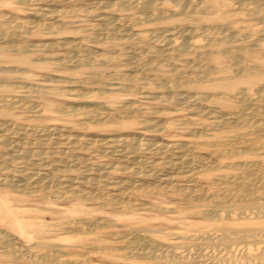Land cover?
Masks as SVG:
<instances>
[{"label": "bare ground", "instance_id": "obj_1", "mask_svg": "<svg viewBox=\"0 0 264 264\" xmlns=\"http://www.w3.org/2000/svg\"><path fill=\"white\" fill-rule=\"evenodd\" d=\"M52 1L56 2V0H17V2L19 4L22 3V4L28 5L29 3L33 2V4L35 3L39 6H37L35 4H34L35 5L34 6L33 4H31L33 6H28L22 12L12 11L13 15H11V18H13V20H9L6 17H4L3 19H0V34H4V33H8V32H15V33H28V34L31 33V35L34 33L35 35L39 36V34H41L45 29L55 28V26L58 23L62 24V21H63L66 24L68 23V25H71L75 31H78V34L81 37L87 39L88 41H93V43H95V42L98 43V41L102 42V39H104V38L111 40V38H113L115 36H119L118 37L119 39H120V37L122 39L125 38V41H126V39H128V40L136 39V41L138 39V42H142L143 44H147L149 39H150L148 37V35L147 36L145 34L133 35V34H131L132 31L129 33L126 32L127 28H126V31L124 29H120L121 27L118 25V23H117L118 21L116 20V19H118L117 16L114 18L111 15H109L108 13H111L110 11L111 10L113 11L114 9L119 10V11H130L129 15L126 17H130V16L135 17V14L137 12H132L133 10H139V11H142L144 13L145 12L146 13H150V12L153 13V10L157 9V6H158L157 0H113L114 2H112V0H93L91 2H88V0H78L80 2L79 4H72V2L74 0H62L65 2L66 7H63V9H57L59 7L55 8L53 6L55 8V9H53V8H50L51 6L49 5L50 3H52ZM174 1L176 2V0H174ZM177 1L181 2V0H177ZM249 1H250L251 6L253 5V7L251 9L247 8V9H249L248 12L251 11V13L253 12L254 14H257L260 17L264 18V0H249ZM165 2H167V1H164V3ZM175 2H173L174 4H172V3H170V4L175 5V7L180 6L182 9V12L183 11L185 12V11L191 9L196 5L199 6V8L197 7V9L193 8L194 10L199 11V15L191 16L189 18V20L191 21L192 24H199V23H202L203 21H211V19H213L211 17H214V19H216V20H221V21L227 23V22H229L230 17H233V16H230V12L235 11L237 8H240L241 6H243V3H242V5L239 4L240 6L239 5L237 6V5L232 4L228 0H186L185 2L183 1L181 4L178 3V5ZM240 2H242V1H240ZM164 3H163V5H164ZM165 4H167V3H165ZM245 4H247V3H245ZM245 4H244V6H246ZM162 7L160 8V10L162 9ZM246 7H248V6H246ZM163 9H165V8H163ZM243 9H244V7H243ZM160 10H158V11H160ZM176 10H178V9H176ZM169 11H171V10H169ZM190 11L192 13V10H190ZM81 12H83V13L87 12L91 15L90 17L96 18L98 20L97 26H92L91 28H89L92 31H90L88 29L89 25L86 23V21L84 19H82V20H79V19L74 20L73 19L76 15L80 14ZM172 12H170V13L173 14ZM215 12L217 13L216 16L214 15ZM160 13H162V12H160ZM162 14H164V13H162ZM190 15H192V14H190ZM1 16H2V14L0 13V17ZM72 16H73V18L71 19ZM155 16H157V15H155ZM241 16H243V14ZM43 17L45 18L46 21L43 23L38 22V20L39 19L42 20ZM120 17H122V16H120ZM131 18H129V19H131ZM233 18H235V17H233ZM124 19H125V17H124ZM122 20H123V18H122ZM142 20L143 19L141 17V21ZM144 20H145V18H144ZM128 21H130V20H128ZM138 22H140V21H138ZM167 24H169V23H167ZM239 26H238V28H239ZM246 26L248 27L247 24H246ZM254 27L256 28V26H253V28ZM218 28H220V27H218ZM225 28H226V26H225ZM250 28H251V26H250ZM158 29H159V27H158ZM210 29L212 30V28H210ZM220 29H222V28H220ZM61 30H63V29H61ZM88 30L90 31V33L86 34V31H88ZM167 30H169V29H167ZM171 30L174 31V29H172V28H171ZM171 30L167 33H170ZM190 31H192V30L190 29ZM199 31H201V30H199ZM206 31L208 33V30H206ZM219 31L220 30H218V32ZM225 31H226V29H225ZM259 31L261 32V30H259ZM158 32H160V31L158 30ZM158 32H156L157 33L156 37L161 36L160 33H159L160 35L158 36ZM165 32H166V30H165ZM175 32L177 33L176 30H175ZM175 32H171V33H175ZM195 32H198V30ZM161 33L163 35L164 31H161ZM186 33H187V31H186ZM193 33H194V31L192 32V34ZM259 33H257V34H259ZM148 34H149V32H148ZM184 35H185V32H184L183 36ZM187 35H188V33H187ZM254 35H256V33L253 34V36ZM260 35L264 36V31L261 32ZM181 36H182V34H181ZM189 36H191V35H188V37ZM223 36H225V39H227V40L229 39V41L232 40V37H233V39H235V37H234L235 35L229 36V34H225ZM150 37H151V35H150ZM161 37H163V36H161ZM161 37H159V38H161ZM250 37H251V35L247 36V37L244 36V34L240 35L238 38L236 37V39L239 41H243L242 45H239V46L233 47V48L229 47L225 50V52H223L224 54H222V55L218 54L216 56H213V54L216 52H213V54H212V56H213L212 61L215 62V64L218 66V69L220 71L219 72L220 75L222 74L221 75L222 77H220V79H221L220 82H218L217 84H214L213 86L224 89V93H223L222 97L215 99V100H217L216 102L221 104L223 107L232 108L234 106V101H236L234 99L231 100V98H233V97L237 98L238 103L242 104L245 101L246 97H248L247 95H249L252 91H253L252 93H254V91H255L253 89H250V87L255 86L256 84H259L260 82L264 81V57L260 56V54H255V55H259V56L254 57V61H255L254 66H257L260 70V72L258 74L256 73L257 76L252 78V79H246V78L241 77V75H243L245 72H248V70L251 68L250 65H248L247 62L245 61V60H247V59H245V56H246V54L249 53L248 51L252 50L251 47H253V46H250L249 44H245V42H244L245 39L248 40L247 38L250 39ZM260 38H261V36L259 37V39ZM190 39L185 37V39L183 41L181 40L179 42V40L176 39L175 37H173V35H168V36L162 38L163 44H161L159 46H155L154 50L151 49L152 51L151 50L150 51L153 52L152 53L153 55L155 54V55H158L160 57L161 56L162 57L167 56L168 50L176 52V51H184V50L194 49V51H196L199 58L201 55L203 56L204 54L207 53V52H204L202 50L203 47L201 45H199L200 44L199 39H198L199 41L197 40L198 42L194 41V39H193V41H190ZM214 39L215 38H209L208 37V42L212 41ZM217 39H216V41H217ZM153 40L154 39H152L151 41H153ZM253 40L255 41V39L252 38L251 41H253ZM67 41H63L61 39H54L52 41L51 40L46 41V42L42 41L41 43H39L40 42L39 40H35L33 42H32V40H30L27 45L28 46H34V47L36 46V48L33 51H42L43 54L41 57H36L34 59H31L28 55L21 54L16 59V61L19 64H23L25 66H21V65H19V66L18 65L7 66V65H5V63L7 62V59H9V57H10L7 54V51H10L11 48H0V63H1L0 64V72L1 73H7V74L17 73L20 76L22 74H25V77L27 78V80L29 79V82L20 81L21 78L19 81L18 80L14 81V78H16L14 76H11V77L10 76H1L0 77V79H1L0 83H2L1 86L9 87V88L13 87V88H17V89L19 87L20 88L22 87L24 91L30 93L31 95H34L35 98L44 97V96H48V95H58L62 89L61 86L46 85V84H41L39 82H35V80H37L38 78L34 79V77H30L27 74V72H29L31 69L38 68L39 65H44L47 67H49L50 65H54L56 68L59 65H62V61H66V62L70 61V62H73L76 64H88V63H98V62L99 63L102 62L103 64H105L104 62H107V61H109L108 63H110L111 60H113V57L108 56V54L111 52H114L115 54H116V52H118L120 54L119 57H121L124 61H126V62L130 61L131 62V59L133 58V56L135 54V51L133 49H130V50L125 49L123 51V50L116 49L115 47H102L99 50L98 49L95 50V47H93L91 44H88V43L82 44V42H81V43L77 44V43H75V41L73 42V40H71V42H67ZM229 41H227V42H229ZM208 42H207V44H208ZM220 43H221V41H220ZM201 44H202V42H201ZM207 44H204V45H207ZM27 45L26 46L20 45L21 47H19L17 45L18 47L15 50L16 51H22L24 53L25 51H23V50L28 48ZM56 47H62V48H65L66 50L61 55L46 53L48 51L49 52L52 51ZM144 47H146V46H144ZM262 47H264V46H262ZM73 48H77L79 51L76 53V55L72 56V54L70 55V53H69L70 51H68V49L71 50ZM145 50H147V49H145ZM219 50H220V48H219ZM96 52H100V55H99V56H101L100 58H97L98 56H96ZM168 53H169V51H168ZM74 54H75V52H74ZM206 55H204V56L206 57ZM208 55L210 56V53ZM223 55H225V58H223L224 57ZM163 58H166V57H163ZM207 58H209V57L207 56ZM225 60L230 61L232 63L231 66L236 71H234V70L231 71L229 69V67L225 66L224 65ZM152 62H154V61H152ZM180 62H182V61H180ZM189 62H191V61H189ZM185 65H184V67H185ZM201 65H202V63H201ZM169 66L171 67V64ZM172 66L173 67H171L170 69L163 67L160 70L165 75L175 76L174 78L172 77L173 79L169 78L170 81H172V83H173L175 81L176 77H179V74L181 72L179 73L180 67H178V66L175 67L174 65H172ZM189 66H191V65H189ZM143 67H145V65ZM198 67H200V66H198ZM198 67H197V69H198ZM205 67H206V65H205ZM140 68H141V66H140ZM199 69H201V67ZM151 70L153 71V69H151ZM133 71L134 70L129 68L128 70H126L124 72H116V76H118L120 79H124V81L125 80L136 81L137 79H140L139 76L132 74ZM136 71H138V70H136ZM197 71H199V70H197ZM210 72H212V71H210ZM216 72H218V71H215V74H216ZM196 73H198V72H196ZM196 73H194V77H192V79L195 78V76L197 77L198 74L196 75ZM204 73H202V75H204ZM189 75L191 76V74H189ZM209 75H211V74L209 73ZM156 77H157V75H156ZM205 77L210 78V77L204 75V78ZM145 78H146V76H145ZM142 79H144V78H142ZM149 79H151V78H149ZM205 80H206V78L204 79V82H205ZM59 82L61 83V81H59ZM163 82H166V81H163ZM185 82L187 83V81H185ZM64 83H66V82H64ZM152 83H154V82H152ZM97 85H98V83H97ZM164 85L167 86L168 84L164 83ZM168 86H167V88H168ZM155 88H156V86H155ZM169 88H170V86H169ZM176 88H178V87H176ZM129 89H131V88H129ZM68 91H70V90H68ZM75 93H77V92H75ZM255 93H257V94L260 93L261 96L263 95V97H264V87L256 89ZM88 94H91V91ZM184 94H186V92ZM153 95H155V94H153ZM86 96H88V95H86ZM161 96L162 95H159L157 97H159V99H160V98H162ZM188 96L182 95V94H174L171 96V98L167 97L168 99H166V100L167 101L170 100V102L171 101L180 102V104H183L181 101H187L186 99ZM231 96H233V97H231ZM258 96H260V95H258ZM145 97H146V95H145ZM157 97H155V98H157ZM196 97H199V96H196ZM206 97H208V95ZM165 98H166V96H165ZM188 98H190V97H188ZM209 98L210 97H208V99ZM261 98H260V100H261ZM195 99L196 98L194 97V100ZM208 99L206 101L209 102L210 99L209 100ZM256 99H253V100L256 101ZM14 100H15V98H14ZM29 100L31 101L30 98H29ZM211 100L213 101L214 99H211ZM21 101H23V100H21ZM257 101H259V99ZM44 102H45V104H47L50 101H48L46 99V101H44ZM120 102H121V104H119V105L123 106V107L126 105H131L130 101L124 100V101H120ZM203 102H205V101H203ZM250 102L252 103V99ZM259 102H261V101H259ZM159 103H161V102H159ZM251 103L248 104V107L251 105ZM49 104H51L50 106L53 109H61V106H62V105L56 106L53 103H49ZM189 104H190V101H189ZM199 104H201V103H199ZM25 105H26V103H25ZM183 105L185 106L186 104H183ZM193 105H194V103H193ZM20 106H23V105H20ZM33 107H36V106H29L28 105L27 108L29 110H31ZM127 107H129V106H127ZM70 108H71V106H70ZM18 109L19 108L14 106V104H11L9 102H3L2 104H0V117L4 118V119H0V166L2 164H8L7 166L12 168V169H9L8 171L12 170L15 173L14 176L8 175V174L4 175V176H0V187L1 186L3 187V185H5L8 187L14 188V190L18 189L20 191H24V193L25 192H34L36 194L37 191H40V192H42V195L44 193V194H48L49 197H51L50 194L51 195L56 194V193H57V195L59 194V192L56 191L55 187L58 186L59 184L60 185L62 184V186L65 185L68 188V192L69 193L71 192L74 196L83 197V198H95V197H98V198L100 197V199L102 198L104 201V204L105 205L107 204L108 206H110L115 211L119 210L121 208H125L127 210H130V209L133 210V208L135 209V206L137 205V203L135 202L136 200L132 201V199L128 198L130 196H127V197L122 196L123 193L126 194L128 192L129 195H134L135 193H137L139 191H144L147 194L148 193H150V194L155 193V194L167 195L171 199H179V201H181V202L178 205H160L157 208L160 211H162L163 213H168V214H172V215H179L181 217L185 216L187 218L193 219V221L191 220V222H189L187 225H185L183 227H173V229H168V230H163L160 228H149V227H142L139 229L136 228L137 229L136 232L138 233V235L141 236V237H139V246L140 247L137 250H135L132 254H128V253L125 254L124 252L119 253L121 250L124 251V249H126L123 247H119V249L116 248L118 250V252H116V253L117 254L119 253L118 254L119 256H126V255L131 256V255L135 254L137 257L142 258L144 260L141 263H134L132 261H124L120 264H264V187H261L262 184L261 183H260L261 185L259 184L260 180H258V178L254 176V174H253L254 168L249 167V166L246 167L247 165H245V163H244L245 167L247 169L253 171V172H251V173L244 172L239 176H235V175L228 176V175L223 174V173L215 172V170H217L221 167H220V165L219 166L216 165L217 167L214 166L212 158L214 156L223 155L227 152L226 150L223 149V146L226 144L223 134L216 135L215 141L213 143H211V144L215 145L216 148L211 149L210 151L205 150L207 152H204V154H203L202 152H197L193 149V148L197 147V145H195V144L191 146L190 144H187V142L181 141V140H163V139L161 140V138L157 139L158 137L156 139L146 138V137H142L143 132H142V134L139 133L138 135L117 133L116 135H110L107 137L106 136L103 137L104 135H101L98 133H90V134L86 133V134L73 135V134L67 133L68 130L65 129L67 127H65L64 123H61V122L53 123V124L48 125L47 128H45V129H40V127L38 126L40 124H38V125H33V124L32 125L31 124L25 125L22 121H20L22 117L18 113V112H20ZM36 109H37V107H36ZM115 109H116V107H115ZM203 109L204 108L200 109V111L203 112ZM82 110H84V109H82ZM90 110H92V109H90ZM145 110L146 109H144V111ZM247 110H246V112H247ZM67 111H69V110H67ZM72 111H73V109H72ZM138 111H136V112H138ZM206 111L207 110H204V113ZM242 111H245V110H242ZM256 111H258V110H256ZM256 111L252 112V110H250V113L248 112L246 114H241L243 112H241V113L239 112L240 113L239 114V113H235L232 111L231 115H233V114L234 115L231 116V118L236 119L235 122H237V120L244 121L246 118V115L247 116L248 115L249 116H251V115L257 116ZM96 112H98V111H96ZM140 112L141 111H139V113ZM194 112H195V110H194ZM202 112H201V114H202ZM209 112H211V111H209ZM139 113H137V114L140 115ZM157 113H159V112H157ZM196 113L198 116V112H196ZM76 114H78V113H76ZM97 114H99V113H97ZM161 114H162V112H161ZM212 114H215V113H212ZM89 115H90L89 119L91 121H93L92 123H94L95 125L101 126L103 124V123L101 124V122H100L101 120L100 121H99V119L97 120V115H93L92 113H89ZM152 115H153V113H152ZM211 115H209V116L211 117ZM127 116H130V115L127 113ZM7 117L9 118V120H5V118H7ZM47 118L49 119L50 117H45L44 115H42V117H39L40 120H44V121ZM213 118H217V116L216 117L214 116ZM218 118H222V119H218ZM218 118L216 119V121H213L211 124H213V123L214 124L224 123L223 125H225V123H229L232 121V120L229 121L230 119H228L226 117L223 118L222 115L218 116ZM107 119L108 118H106L105 120H107ZM128 119H129V117H128ZM248 119H246V121ZM113 120L115 122L114 118L111 121L113 122ZM165 120H167V119H165ZM68 121H70V120H68ZM262 121H263V124L261 123V126H263V128H264V120H262ZM119 122L121 125H126L129 128L143 129V130L149 131L151 133H152L151 130H153V131L155 130L154 132H156L159 130L164 131L167 129L166 125H162L165 122L164 123L161 122L162 124H160V123L153 121V119L149 120V119H147V117L141 118V116L139 117V119H138V117L137 118L132 117L131 120L130 119L129 120L121 119ZM166 123H167V121H166ZM116 124H118V123H116ZM237 124H235V125H237ZM244 124H246V123H244ZM83 125H85V124H83ZM105 125H107V124H105ZM199 125H201V124H199ZM257 125H258V123H257ZM103 126H104V124H103ZM217 126H219V125H217ZM229 126L231 127V125H229ZM242 126L244 127L245 125H242ZM75 127L80 128L81 124L79 122H77V123H75ZM249 128H250V126H249ZM207 130H208V128H207ZM190 131H191V129H190ZM262 131L264 132V130H262ZM159 132H161V131H159ZM195 132H197V130ZM70 133H72V131ZM181 133H183V132H181ZM244 134H246V133H244ZM203 135H204V133H203ZM205 135H207V134H205ZM237 135H235V137ZM242 135H243V133H242ZM242 135H238V137L242 136ZM240 138H242V137H240ZM250 140H252V139H250ZM257 141H258V139H257ZM236 142H238V141H236ZM253 142H256L255 139L253 140ZM206 146H208V145H206ZM210 146H212V145H210ZM230 146H231V144H230ZM234 147L237 149V147L235 145H234ZM254 147H256V146H254ZM251 148H253V147H251ZM83 149H86V150L87 149L88 150L93 149V151H95V152L103 151V152H106V154L109 153L110 155H113L114 158L117 157V161L116 162L100 161V162H95L92 164H87V162H86L87 159H85L84 156L79 154V151H81ZM228 152H229V149H228ZM251 152L253 153V151H251ZM229 153H228V155H229ZM101 155H103V154H101ZM240 155H241V153H240ZM252 155H254V154H252ZM58 156L61 158H56ZM14 159H22L24 161V163L31 165L37 171L34 170L31 172H27V170H25L19 166L15 167L14 165L11 164V161ZM56 160H59L61 164L60 163L59 164L53 163ZM156 161H157V163H154ZM215 161H214V164H215ZM88 163H89V161H88ZM153 163L157 166H153L154 165ZM151 164H153L152 165L153 167L149 166ZM249 164H251V163H249ZM78 165L80 167L85 166V165L88 168L91 167L88 169L89 172L91 170V173L85 174V173H82L85 171H82L81 172L82 174H77L76 176H71L68 174L65 176L63 175V177H62L60 175V172H62V171H64V172L69 171L70 172V170L73 169L72 167H77ZM230 165H232V164H230ZM261 165L259 167H261ZM79 166L77 168H79ZM239 168H240V166H239ZM235 169H236V167H235ZM241 169H244V167H241ZM2 170H3V168H2ZM75 170H78V169H75ZM105 171L107 173H114L116 171H120L123 176L114 177L111 179V178H107L106 175L104 174L105 178H107V179H103L102 177L104 175H102V173H104ZM71 174H72V172H71ZM107 176H108V174H107ZM262 183H264V182L262 181ZM60 185H59V188H60ZM108 188H110L111 191H113V192H118L119 194L111 195L112 193L110 194L111 191H108ZM258 188H260V190H261L260 193L256 192L258 190ZM102 192H104V193H102ZM256 193H258V194H256ZM38 194H39V192H38ZM25 195L27 196V194H25ZM29 196H31L30 193H29ZM54 196L55 195H53V197ZM74 196H72V197H74ZM135 196H136V194H135ZM44 197H46V196H44ZM67 199H69V198H67ZM100 199H98V200H100ZM94 200H96V199H94ZM139 204H141V203H139ZM96 206H98V205H96ZM0 210H1V214H2L1 216L8 217L10 219V224L13 227H15L18 230L25 233L24 225H21L20 221L12 213L10 207L4 203V200L1 197H0ZM53 219H51V220H53ZM72 219H74V218H72ZM61 220H63V219H61ZM46 222H49V221L47 220ZM54 222L56 223L55 220H54ZM101 222H102V220H101ZM42 223H43V221H42ZM99 223H100L99 220H90V225L93 226V228L94 227L95 228L101 227V229H102L103 226L100 225ZM62 224H61V222H59V223L53 224V226L55 228H57L56 230H58V228L63 227ZM73 226L76 227L75 225H73ZM79 226H80V224L78 225V227ZM114 226H115V224H114ZM64 227L65 228L70 227V229L72 230V228H71L72 226H69L68 224L66 225L64 223ZM78 227H77V229H78ZM83 227H85V226H83ZM112 228H113V226H112ZM40 229H42V231H43V228H40ZM46 229H48V228H46ZM49 229H50V227H49ZM85 229L83 228V230H85ZM128 230H129V228H128ZM122 233H124V232H122ZM126 233H128V232L126 231ZM111 234H109V235H111ZM124 234H122V235H124ZM129 234H131V233H129ZM0 235H2V234H0ZM82 236L83 235H81L80 237H82ZM103 236H105V234ZM119 236H120V234H119ZM131 236H133V235H131ZM131 236L129 235V238ZM73 237H75V236H73ZM83 237H85V236H83ZM92 237H95V236H92ZM96 237H99V236H96ZM112 237H113V235H112ZM89 238H90V235H89ZM106 239L108 240V238H106ZM56 241H58V240H56ZM0 243H1L0 249H3V252L0 251V253H5L10 259H12L14 264H16L18 258L25 251V249H23V246H17L18 244L16 243L15 239L12 238L11 235L10 236H7V235L1 236L0 237ZM28 243H29V241H28ZM61 243H63V242H61ZM30 244H31V242H30ZM54 244L55 245H51V246H58V245H56V243H54ZM130 245H132V244H130ZM130 245H129V247H130ZM69 247H70V245H69ZM72 247H74V246H72ZM97 247H102V246H97ZM36 249H37V247H36ZM111 249H113V248H111ZM130 249L133 250L131 247H130ZM109 251H110L109 253H111V250H109ZM33 252H34V250H33ZM38 252H41V251L38 250ZM37 255H39V254H37ZM52 255L53 254L51 253V256ZM85 255H86V253L84 254V256ZM62 256H64V255H62ZM64 257H66V256H64ZM29 258L30 257H28V259ZM124 258H126V257H124ZM127 258H131V257H127ZM37 259H39V258H37ZM43 259H44V256H43ZM43 259H42V261H43ZM58 259H59V257H58ZM58 259H57V261H58ZM79 259H83V258H79ZM79 259H76L75 261L74 260L73 261L76 263V261H78ZM131 259H133V258H131ZM43 262H45V261H43ZM53 263H56V262H53ZM6 264H8V263H6ZM66 264H69V263H66Z\"/></svg>", "mask_w": 264, "mask_h": 264}, {"label": "rangeland", "instance_id": "obj_2", "mask_svg": "<svg viewBox=\"0 0 264 264\" xmlns=\"http://www.w3.org/2000/svg\"><path fill=\"white\" fill-rule=\"evenodd\" d=\"M91 1H93V0H88V2H91ZM157 1H158V6H157V9H155L156 11L153 10V13H151V12L150 13H146V12L144 13V12L139 11V10H133L132 12H137L135 14V17H132V16L126 17L129 15L130 11H119V10L114 9L113 11L112 10L110 11L111 13H108L109 15H111L114 18L117 16L118 19H116V20L118 21L117 22L118 25L121 27L120 29H124L126 31V28H127L126 32L129 33L132 31L131 34H133V35H141V34H145L146 36L148 35V37L150 39H149L147 44H143L142 42H138V39H137V41H136V39H133V40L126 39V41H125V38H123L124 40L121 37L119 39L118 38L119 36H115V37L111 38V40L104 38V39H102V42L98 41V43L97 42L93 43V41H88L87 39L81 37L78 34V31H75L71 25H68V23L66 24L63 21H62V24L58 23L55 26V28L45 29L41 34H39V36L35 35L34 33L31 35V33L28 34V33H15V32L4 33L5 35L0 34V48H11V50L13 51V52L11 50L7 51V54L10 56L9 59H7V62L5 63V65H7V66H16V65L25 66L23 64H19L16 61V59L21 54L28 55L31 59L42 56V54H43L42 51H33L36 48V46L34 47V46H28L27 45L30 40H32V42L35 40H39L40 41L39 43H41L42 41L43 42H46L49 40L52 41L54 39H61L63 41L68 40L67 42H71V40H73V42L75 41V43H77V44H79L81 42H82V44H85V43L91 44L93 47H95V50H97V49L99 50L102 47H115L116 49L123 50V51L125 49H129V50L133 49L135 51V54H134L133 58L131 59V62L130 61L129 62L124 61L121 57H119L120 54L118 52H116V54L114 52H111L108 54V56L113 57V60H111L110 63H108L109 61L104 62L105 64H103L102 62L101 63L98 62V63H88V64H76V63H73L70 61L69 62L62 61V65H59L56 68L54 65H50L49 67L44 66V65H39L38 68L31 69L29 72H27V74L30 77H34V79L38 78L37 80H35V82H39L41 84H46V85L61 86L62 92L60 91V93L58 95H48V96H44V97L35 98L34 95H31L30 93L24 91L22 87L21 88L19 87L18 89L13 88V87L12 88L3 87V86H1L2 83H0V104H2L3 102H9L11 104H14V106L19 108L18 110L20 112H18V113L22 117L20 121H22L25 125H30V124L31 125L32 124L38 125V124H40V125H38L40 127V129H45L50 124L61 122V123H64L65 127H67V128H65L68 130V131L66 130L67 133L73 134V135L86 134V133H89V134L90 133H98V134L104 135L103 137H105V136L107 137L110 135H116L117 133L138 135L139 133L142 134V132H143V134L145 136L142 134V137H146V138L156 139L158 137L157 139L161 138V140L162 139L163 140H181V141L187 142V144H190L191 146L195 144V145H197V147L193 148V149L197 152H202L203 154H204V152L210 151L211 149H215L216 146L211 144V143H213L215 141L216 135L223 134L224 139H225V143H226L223 146V149L226 150L227 152L225 154H223L224 156L220 155L221 157L220 156H214L212 158L213 165L214 166L220 165V167H221V168L215 170V172L223 173V174H226L228 176H230V175L231 176L232 175L239 176L244 172L251 173L254 171V173H253L254 176L257 177L258 180H260L259 184L260 183L262 184V185L260 184L261 187H264V183H262V181L264 182V146H263L264 145V134H263L264 132L262 131V130H264V128H263V126H261V123L263 124L262 120H264V108H263L264 107V97H263V95L261 96L260 93L259 94L255 93L256 89L264 87V81L260 82L259 84H256L255 86L250 87V89H253L255 91H254V93H252L253 91L251 93L249 92L250 94L247 95L248 97H246V99L247 98L248 99L247 100L245 99V101L242 104L238 103L237 98L231 96V97H233V98H231V100L232 99L236 100V101H234V106L232 108L223 107L221 104L216 102L217 100H215V99L222 97V95L224 93V89L213 86L214 84H217L218 82H220V80H221L220 77H222L221 76L222 74L220 75V73H219L220 71L218 69V66L215 64V62L212 61L213 56H216L218 54H221V55L224 54L223 52H225V50L227 48H229V47L233 48V47H237L239 45H242L243 41L237 40L236 37L238 38L240 35H243V34L246 37L251 35L250 39L247 38L248 40H246V39L244 40L245 44H249L250 46H253V47H251L252 50L248 51L249 53L246 54V56H245V59H247L245 61L247 62L248 65H250L251 68L248 70V72H245L243 75H241V77L246 78V79H252V78L256 77L257 74L260 72V70L257 66H254L255 65L254 64L255 63L254 57L259 56V55H255V54H260V56L264 57V47H262V46H264V39H263L264 36L260 35L261 32L264 31V29H263L264 28V18L260 17L257 14H254L253 12L251 13V11L248 12L249 9H251L253 7V5L251 6L249 0H240L242 2H240L239 0H234V1L228 0L232 4L237 5V6L239 4L242 5V3H243V6L240 7L241 9L237 8L235 11L230 12V16H233L235 18L230 17L229 22L225 23L221 20H216V19H214V17H211V18H213V19H211V21H203L204 23L202 22L199 24H192L191 21L189 20V18L191 16L199 15V11L194 10V9H197V7L199 8V6L196 5L193 7L194 9L191 8L185 12L184 11L182 12V9L180 6L179 7L177 6L178 7L177 8V7H175V5H172V4H174L173 2H175L174 0H171L172 2L170 0H163V1L157 0ZM164 1H167L165 3H167L168 5L165 4ZM183 1L185 2L186 0H181V2L176 0L175 3L178 5V3L181 4ZM112 2H114V1L112 0ZM244 2L247 3L248 5L245 4ZM79 3L80 2L78 0H74L72 2V4H79ZM163 3L165 6L163 5ZM170 3H172V4H170ZM31 4H33V2L29 3L27 5V4H22V3L19 4L17 2V0H0V13L2 14L0 19H3L4 17H6L9 20H13V18H11V15H13L12 11L22 12L23 10H25V8H27L28 6H33L35 3L33 5H31ZM244 4L248 7L244 6ZM35 5H37V4H35ZM49 5L51 6L50 8H53V9H55L57 7H59L57 9H63V7H66L65 2L62 0H56V2L52 1V3H50ZM37 6H39V5H37ZM161 7H162V9L160 10ZM243 7H244V9H243ZM163 8H165V9H163ZM247 8H249V9H247ZM176 9H178V10H176ZM158 10H160V11H158ZM169 10H171V11H169ZM190 10H192V13ZM160 12H162L164 14H162ZM170 12H172L173 14H171ZM154 14L157 15L158 17L155 16ZM190 14H192V15H190ZM216 14L217 13L215 12L214 15L216 16ZM242 14H243V16H241ZM90 16L91 15L87 12H84V13L81 12L80 14L76 15L74 18L72 16L71 19L72 18L74 20L84 19L86 21V23L89 25L88 26V29H89L92 26H97V24H98V20L96 18H93ZM120 16H122V17H120ZM124 17H125V19H124ZM141 17L143 19L142 21H141ZM122 18H123V20H122ZM129 18H131V19H129ZM144 18H145V20H144ZM128 20H130L131 22ZM45 21L46 20L44 17L42 18V20H40V19L38 20V22H40V23H43ZM138 21H140V22H138ZM167 23H169V24H167ZM246 24L248 25V27L246 26ZM217 26L222 28V29L218 28ZM225 26H226V28H225ZM238 26H239V28H238ZM250 26H251V28H250ZM253 26H256V28L255 27L253 28ZM158 27H159V29H158ZM209 27L212 28V30ZM171 28L174 29V31H172ZM61 29H63V30H61ZM167 29H169V30H167ZM190 29L192 31H190ZM225 29H226V31H225ZM89 30L92 31L91 29H89ZM89 30L86 31V34L90 33ZM158 30L160 32H158ZM165 30H166V32H165ZM170 30H171V32H175V30H176L177 33L176 32L175 33L170 32L171 34L167 33ZM197 30H198V32H195ZM199 30H201V31H199ZM206 30H208V33ZM218 30H220V31L218 32ZM259 30H261V32ZM161 31H164L163 35H162ZM186 31H187L188 35H191V36H189L191 39L188 37ZM193 31H194V33L192 34ZM148 32H149V34H148ZM156 32H158V36L161 34V36H163V37H161V36H159L161 38L156 37L157 36ZM184 32H185V35L183 36ZM180 33L182 34L183 37L181 36ZM255 33H256V35L253 36V34H255ZM257 33H259V34H257ZM225 34H229V36L235 35L234 37L236 40L233 39V37H232V40H230V41H229V39L228 40L225 39V36H223ZM150 35H151V37H150ZM168 35H173V37L178 39L179 42L181 40L183 41L185 39V37L190 39V41H193V39H194V41H197L199 39L200 41L199 40L198 41L200 42V44L199 43L198 44L203 47L202 50L204 52H207L206 53L207 55L204 54V55H206V57L204 55L203 56L201 55L199 58L196 51H194V49L184 50V51H176V52L168 50L169 53L167 51V56H163L166 58H163L162 56L160 57V56L155 55V54L153 55L152 54L153 52H151V51L154 50L155 46H159V45L163 44L162 38H164ZM258 36L259 37L261 36V38L259 39ZM208 37L209 38H215V39L208 42ZM252 38L255 39V41L254 40L251 41ZM152 39H154V40L151 41ZM216 39H217V41H216ZM205 40L208 42V44ZM220 41H221V43H220ZM227 41H229V42H227ZM201 42H202V44H201ZM204 44H207V45H204ZM17 45L19 47H21L22 45H25V46L27 45L29 49L26 48L25 50H23V51H25L24 53L22 51H16L15 49L18 47ZM144 46H146V47H144ZM219 48H220V50H219ZM145 49H147V50H145ZM65 50L66 49L62 48V47H56L52 51H50V52L48 51L46 53L61 55V54H63V52H65ZM68 51H70L69 52L70 55L72 54V56H73V55H76V53L79 50L77 48H73L71 50L68 49ZM74 52H75V54H74ZM213 52H216V53L213 54ZM209 53H210V56L208 55ZM212 54H213V56H212ZM99 55H100V52H96V56H98L97 58L101 57ZM207 56L209 58H207ZM223 56H224L223 58H225V55H223ZM149 58L154 62H152ZM180 61H182V62H180ZM189 61H191L192 63L194 62V63L192 64ZM201 63H202V65H201ZM170 64H171V67H173L172 65H174L175 67L176 66L180 67L179 73L180 72L181 73L179 74V77H176L175 81L173 82L174 84L172 83V81H170L169 78H172V77L174 78L175 76L170 75L171 76L170 77L169 75H165L164 73H162L160 70L163 67L170 69L171 68L169 66ZM144 65H145V67H143ZM184 65H185V67L186 66L187 67L185 68ZM189 65H191V66H189ZM205 65H206V67H205ZM224 65L229 67V69L231 71L234 70V68L231 66L232 63L230 61L225 60ZM140 66H141V68H140ZM198 66H200L202 70L199 69L200 67H198ZM197 67H198V69H197ZM129 68L134 70L132 72V74L139 76L140 79H137L136 81H134V80L133 81L132 80H128V81L125 80L124 81V79H120L118 76H116V72H124V71L128 70ZM151 69H153V71ZM136 70H138V71H136ZM197 70H199V71H197ZM210 71H212V72H210ZM215 71H218V72H216L217 75L215 74ZM234 71H236V70H234ZM196 72H198V73H196ZM194 73H196V75L197 74L198 75H197V77L195 76V78L192 79V77H194ZM202 73H204V75L208 76V77H210L211 75L212 76L210 78L205 77L206 80L204 82L205 78H204V75H202ZM209 73L211 75H209ZM189 74H191V76ZM156 75H157V77H156ZM1 76H10V77L14 76V77H16V78H14V81L15 80L19 81L21 78L20 81L29 82V79L27 80V78L25 77V74H22L20 76L17 73L7 74V73H1L0 72V77ZM145 76H146V78H145ZM142 78H144V79H142ZM149 78H151V79H149ZM59 81H61V83ZM163 81H166V82H163ZM185 81H187V83ZM64 82H66V83H64ZM152 82H154V83H152ZM97 83H98V85H97ZM164 83L168 84L170 86V88L167 85L169 88L168 89L167 86L164 85ZM155 86H156V88H155ZM176 87H178V88H176ZM129 88H131V89H129ZM68 90H70L71 92ZM90 91H91L92 95L88 94V93H90ZM75 92H77V93H75ZM185 92H186V94H184ZM153 94H155V95H153ZM174 94H182V95H186V96L189 95L188 97H190V98L187 97V99H186L187 101H181L183 104H186L185 106L183 104H180V102H175V101L170 102V100H168V101L166 100V99H168L167 97L171 98V96ZM206 94L208 95V97H210L209 98L210 100L208 99V97H206L207 96ZM86 95H88V96H86ZM145 95H146V97H145ZM159 95H162L161 96L162 98L159 99V97H157ZM258 95H260V96H258ZM165 96H166V98H165ZM196 96H199V97H196ZM28 97L31 99V101L29 100ZM155 97H157V98H155ZM194 97L196 98L195 100H194ZM14 98H15V100H14ZM206 98L209 100V102L206 101L207 100ZM260 98H261V100H260ZM46 99L48 101H50L49 103H53L56 106L62 105L61 109L51 108V106H50L51 104H49V103L45 104L44 101H46ZM211 99H214V100L212 101ZM251 99H252V103L250 102ZM253 99H256V101ZM258 99L261 102L257 101ZM21 100H23V101H21ZM124 100L130 101L131 105H126L124 107L120 106L119 105V104H121L120 101H124ZM202 100L205 102H203ZM189 101H190V104H189ZM159 102H161V103H159ZM25 103L27 106L25 105ZM193 103H194V105H193ZM199 103H201V104H199ZM250 103L252 106L250 105L248 107V104H250ZM20 105H23V106H20ZM28 105L29 106H36L37 109H36V107H33L35 110L33 108L31 110H29L27 108ZM70 106H71V108H70ZM127 106H129V107H127ZM115 107H116V109H115ZM202 108H204L203 112L200 111V109H202ZM254 108L258 111H256ZM72 109H73V111H72ZM82 109H84V110H82ZM90 109H92V110H90ZM137 109L141 112L139 113V111ZM144 109H146L145 110L146 112L144 111ZM67 110H69V111H67ZM194 110H195V112H194ZM204 110H207L206 111L207 113L206 112L204 113ZM242 110H245V111H242ZM246 110H247V112H246ZM250 110H252V112L256 111L257 116H253V115L247 116L246 115V118L244 121L237 120V122H235L236 119L231 118V116L234 115L233 113H232L233 115H231L232 111L235 113L243 112L241 114H246L248 112L250 113ZM96 111H98V112H96ZM136 111H138V112H136ZM209 111H211L212 113H215L216 115L212 114ZM151 112L153 113V115ZM157 112H159V113H157ZM161 112H162V114H161ZM196 112H198V116H197ZM201 112H202V114H201ZM76 113H78V114H76ZM89 113H92L93 115H97V120L98 119H99V121L101 120L100 122H101V124L103 123L104 126H103V124L100 126V125H95L94 123H92L93 121H91L89 119V116H90ZM97 113H99V114H97ZM127 113L130 116H127ZM137 113H139L140 115H138ZM42 115H44L45 117H50V118L49 119L47 118L45 121L40 120L39 117H42ZM207 115L208 116L211 115V117L210 116L208 117ZM220 115H222L223 118L226 117V118L230 119L229 121H231V120L232 121L229 123H225V125H223L224 123H218V124L213 123V124H211L213 121H216V119ZM65 116L66 117L68 116V117L66 118ZM140 116H141V118L147 117V119H149V120L153 119V121L160 123V124L165 122L162 125H166L167 129L164 131L159 130L161 132H159V131L154 132L155 130L154 131L151 130L152 131V133H151V132L145 131L143 129L129 128L126 125H121L119 122L121 119H124V120L130 119L131 120L132 117H134V118L138 117V119H139ZM214 116L215 117L217 116V118H213ZM128 117H129V119H128ZM106 118H108V119L105 120ZM113 118L115 119V122H114V120H113V122L111 121ZM0 119H4V118L0 117ZM165 119H167V120H165ZM218 119H222V118H218ZM246 119H248L249 121L247 120L248 121L247 122ZM5 120H9V118L7 117V118H5ZM68 120H70V121H68ZM166 121L168 124L166 123ZM77 122H79L81 124V127L82 126L83 127L82 128L81 127L80 128L75 127V123H77ZM116 123H118V124H116ZM244 123H246V124H244ZM248 123L249 124L251 123V124L249 125ZM257 123H258V125H257ZM83 124H85V125H83ZM105 124H107V125H105ZM199 124H201V125H199ZM235 124H237L238 126ZM217 125H219V126H217ZM229 125H231V127ZM242 125H245V126L243 127ZM249 126H250V128H249ZM207 128H208V130H207ZM190 129H191V131H190ZM196 130H197V132H195ZM71 131H72V133H70ZM181 132H183V133H181ZM203 133H204V135L205 134H207V135L204 136ZM242 133H243V135H242ZM244 133H246V134H244ZM237 134L242 135V136L238 137ZM235 135H237V136L235 137ZM240 137H242V138H240ZM250 139H252V140H250ZM254 139L256 142H253ZM257 139H258V141L259 140L260 141L258 142ZM236 141H238L239 143ZM230 144H231V146H230ZM204 145L205 146L208 145V146L205 147ZM210 145H212V146H210ZM234 145L237 147V149L234 147ZM254 146H256V147H254ZM251 147H253V148H251ZM228 149H229L230 153L228 152ZM205 150H207V151H205ZM251 151H253V153ZM104 153L106 154V152H103V151L95 152V151H93V149H89V150L83 149V150L79 151V154L84 156L85 159H87L86 160L87 164H92V163L100 162V161H105V162L106 161H113V162L117 161V157L114 158L113 155H110L109 153H107L105 155ZM228 153H229V155H228ZM240 153H241V155H240ZM101 154H103V155H101ZM252 154H254V155H252ZM56 158H61V157L58 156ZM88 161H89V163H88ZM214 161H215V164H214ZM53 163L59 164L60 161L56 160ZM154 163H157V161ZM244 163H245V165H247L246 167H248V166L253 167L254 170L251 171V170L247 169L245 167ZM249 163H251V164H249ZM11 164L14 165L15 167L19 166V167L27 170V172H31L34 170L37 171L31 165L24 163V161L22 159H14L11 161ZM153 164H151L149 166H152ZM230 164H232L233 166L235 165V166L233 167ZM240 164L241 165L243 164V165L241 166ZM7 165L8 164H2L0 166V176H4L7 174L13 175V176L15 175L14 171H12V170H10L11 172L8 171L9 169H12V168L7 166ZM260 165H261V167H259ZM153 166H157V165L154 164ZM239 166H240V168H239ZM77 167H72L73 169H71L70 172L69 171H65V172L62 171V172H60V175L63 177V175L65 176L68 174L71 176H76L77 174H82V173L89 174V173H91V170H90V172L88 170L91 167L88 168V167H86V165L81 166V167L79 166V168H77ZM235 167H236V169H235ZM241 167H244V169H241ZM2 168H3V170H2ZM75 169H78V170H75ZM82 171H85V172H82ZM71 172H72V174H71ZM104 174L106 175L107 178H111V179L114 177L123 176L120 171H116L114 173H107L105 171L104 173H102V175H104ZM107 174H108V176H107ZM105 175L102 177L103 179H107V178H105ZM59 185L56 186L55 189H56V191L59 192L60 195L59 194L57 195V193H56V194H53V195H55L54 197L51 194H50L51 197H49L48 194L43 193V195L46 196V197H44L42 195V192H40V191H37L36 194L34 192H25L24 193V191H20L18 189L14 190V188H11V187H8L5 185H3V187L1 186L2 188L0 187V192H1L0 197L4 200V203L10 207L12 213L17 217V219L20 221L21 225H24L25 233H23L22 231L18 230L15 227H13L10 224V219L8 217L1 216L2 214H1V210H0V234H2V235H0V237L3 235H7V236L11 235L12 238H14L16 243L18 244L17 246H23V249H25V251L18 258L16 264H26V263L27 264L28 263L29 264H66V263L78 264L79 262H80L79 264H120L124 261H132L134 263H141V262H143L144 259L137 257L135 254L131 255V256H129V255L119 256L118 255L119 253H122V252H124L125 254H127V253L132 254L135 250H137L140 247L139 246V237H141V236L138 235V233L136 232L137 229L142 228V227H149V228H160L163 230H168V229H173V227H183V226L187 225L189 222H191V220L193 221L192 218H187L185 216L181 217L179 215H172V214L163 213L162 211H160L157 208L160 205H178L181 202V201H179V199H171L167 195H161V194H155V193H152V194L148 193L147 194L144 191H139V192L135 193L136 196H135V194L129 195L128 192L126 194L123 193L122 196H124V197L130 196L128 198L132 199V201L136 200L135 202L137 203V205L135 206V209L133 208V210L132 209L127 210L125 208H121V209L115 211L110 206H108L107 204L105 205L103 199L102 198L100 199V197L99 198L98 197L83 198V197L74 196L71 192L70 193L68 192V188L65 185L62 186V184H61L60 188H59ZM108 191H111V189L108 188ZM260 191H261L260 188H258V190L256 192L260 193ZM38 192H39V194H38ZM29 193L31 196H29ZM102 193H104V192H102ZM258 193H256V194H258ZM25 194H27V196ZM110 194L113 195V194H119V193L111 191ZM72 196H74V197H72ZM67 198H69V199H67ZM94 199H96V200H94ZM98 199H100L101 201ZM139 203H141V204H139ZM95 204L98 206H96ZM65 218L66 219L68 218L70 221L68 219L66 220ZM72 218H74V219H72ZM51 219H53V220H51ZM61 219H63V220H61ZM47 220L49 222H46ZM54 220L56 221V223H59V222H61V224L63 223L62 224L63 227H60V228H58V230H56L57 228H55L53 226V224H56L54 222ZM90 220H99L100 221L99 224L103 226L102 229H101V227L100 228H95V227L93 228V226L90 225ZM101 220H102V222H101ZM42 221H43V223L44 222L45 223L43 224ZM64 223L66 225L68 224L69 226H72L71 227L72 230L70 229V227L65 228L66 226L64 227ZM77 224L78 225L80 224V226L78 227ZM114 224H115V226H114ZM73 225H75L76 227H74ZM83 226H85V227H83ZM112 226H113V228H112ZM49 227H50V229H49ZM77 227H78V229H77ZM40 228H43V231ZM46 228H48V229H46ZM83 228L84 229L86 228V229L83 230ZM128 228H129V230H128ZM126 231L128 233H126ZM122 232H124L125 234ZM129 233H131V234H129ZM80 234L85 236V237H83V236L80 237L81 236ZM104 234H105V236H103ZM109 234H111V235H109ZM119 234L121 237L119 236ZM122 234H124L125 236ZM89 235H90V238H89ZM112 235H113V237H112ZM129 235L130 236L133 235V236H131L129 238ZM73 236H75V237H73ZM92 236H95V237H92ZM96 236H99V237H96ZM106 238H108V240ZM56 240H58L59 242ZM28 241H29V243H28ZM30 242H31V244H30ZM61 242H63V243H61ZM54 243H56V245H58V246H51V245H55ZM130 244H132V245H130ZM0 245H1V243H0ZM69 245H70V247H69ZM129 245L133 250L130 249ZM72 246H74V247H72ZM97 246H102V247H97ZM36 247H37V249H36ZM110 247L113 249H111ZM119 247H123L126 249H124V251L121 250L117 254L116 252H118V250L116 248L119 249ZM33 250H34V252H33ZM38 250L41 251L42 253L38 252ZM109 250H111L112 254L109 253L110 252ZM0 251L3 252V249H0ZM51 253L53 254L52 255L53 257L51 256ZM85 253H86V255L84 256ZM37 254H39V255H37ZM62 255L66 256V257H64ZM35 256L36 257L38 256L37 258H39V259H37ZM43 256H44V259H43ZM28 257H30V258L28 259ZM58 257H59V259H58ZM124 257H126V258H124ZM127 257H131L133 259L127 258ZM41 258L45 262H43ZM75 258L76 259L83 258V259H79L75 263L74 262L76 260ZM57 259H58V261H57ZM53 262H56V263H53ZM6 263L14 264L12 259H10L5 253H0V264H6Z\"/></svg>", "mask_w": 264, "mask_h": 264}]
</instances>
